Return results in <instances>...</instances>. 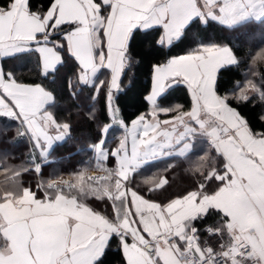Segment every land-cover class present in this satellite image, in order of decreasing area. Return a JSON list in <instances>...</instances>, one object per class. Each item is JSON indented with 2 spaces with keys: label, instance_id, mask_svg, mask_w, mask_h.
Segmentation results:
<instances>
[{
  "label": "snow or ice",
  "instance_id": "1",
  "mask_svg": "<svg viewBox=\"0 0 264 264\" xmlns=\"http://www.w3.org/2000/svg\"><path fill=\"white\" fill-rule=\"evenodd\" d=\"M211 22L264 26V0H0V118L16 121L15 136L29 144L26 165L4 167L0 264H105L114 245L122 264H264V47L241 52L193 37L190 51L152 65L149 111L129 123L117 106L140 33L155 30V44L171 48ZM22 53H35L40 75L70 100L85 88L91 101L103 97L110 122L89 147L106 175L24 185L83 109L61 113L57 91L6 71L3 62ZM241 66L242 79H223ZM181 84L190 108L158 102ZM250 104L261 109L257 123L244 111ZM83 118L96 124V109ZM114 126L121 135L109 149ZM173 157L187 164L190 188L161 199L166 176L133 184L142 167Z\"/></svg>",
  "mask_w": 264,
  "mask_h": 264
},
{
  "label": "trees",
  "instance_id": "2",
  "mask_svg": "<svg viewBox=\"0 0 264 264\" xmlns=\"http://www.w3.org/2000/svg\"><path fill=\"white\" fill-rule=\"evenodd\" d=\"M40 2L42 0H33L34 5ZM193 37L197 41L203 38L205 42L231 43L232 46L238 47L241 52L246 49L259 50L260 47H264V26L250 24L236 30H228L211 22L208 27L201 26L195 33H190L188 37L177 42L171 48H161L155 44V40L158 38V32L155 30L140 33L134 43L135 55L132 67L122 78L121 92L118 94L117 100L120 114L126 122L130 123L133 117L150 109L145 97L152 85V65L163 62L167 57L185 54L190 51L195 46L192 43ZM3 64L5 70L12 71L18 81L45 83L48 87L57 91L58 95H60L61 113L70 111L78 106L83 109L79 116L73 117V128L70 137L54 146L50 153L51 160L44 163L42 174L38 175L32 172L25 175L24 185H31L35 188L36 183L40 180L50 181L65 176H70L72 182H76L75 173L80 171L84 173L85 183H92L88 180V177H91V171L102 168L95 164L89 145L96 141L98 129L105 123L110 122L106 119L103 97L101 96L98 101L93 102L89 99L90 89L85 88L80 92L76 101L70 100L62 83L49 82L40 75L38 58L35 53H22L9 57ZM71 70V66H69L67 72L70 73ZM246 71L247 69L243 66H241L239 71H225L223 72V79L225 81L242 79L241 74ZM255 79L259 82L258 76ZM158 102L165 107L182 104L185 109L190 108L191 105L188 90L182 84L168 89ZM93 107L97 113L96 124H92L83 118L84 112ZM244 111L250 120L254 123L258 122L257 117L261 111L258 104L255 108L250 104ZM16 124V121L0 118V129H13L9 130L6 136L0 135V185H5L9 176L4 171L5 166L15 167L28 163L29 144L26 139L15 136L14 129ZM120 135L121 129L119 126L111 128L107 134L106 146L109 149H114L118 145ZM9 140L14 142L8 143L7 141ZM170 163H175L176 166L165 172L164 170ZM107 166L113 167V163L109 162ZM186 168L187 164L181 158L162 159L142 167L138 174L133 176V184L140 183L148 177L158 179L166 176L169 184L165 190H162L163 195L160 198L163 199L173 193H179L191 187L194 177L185 171ZM215 219V217L209 218L208 223L212 224ZM210 243L215 244V241L211 240ZM105 264H122V254L116 250L115 245L107 254Z\"/></svg>",
  "mask_w": 264,
  "mask_h": 264
},
{
  "label": "crops",
  "instance_id": "3",
  "mask_svg": "<svg viewBox=\"0 0 264 264\" xmlns=\"http://www.w3.org/2000/svg\"><path fill=\"white\" fill-rule=\"evenodd\" d=\"M160 118H161V119H165V118H167V117H165V116L162 114ZM64 141H65V140H64ZM64 141L56 142V143L52 146V148L49 149V158H48V161L51 160V158H50V153L52 152L54 146H55L56 144H58V143H62V142H64ZM130 146H131V140H130V138H129V148H130ZM91 174H92V175H90L91 177H101V176L106 175V173H105L102 169H99V170H92V171H91ZM60 180H69L70 182H72V178H71L70 176H65V177H61V178H55V179H52V180H50V181H57V182H58V181H60Z\"/></svg>",
  "mask_w": 264,
  "mask_h": 264
},
{
  "label": "rangeland",
  "instance_id": "4",
  "mask_svg": "<svg viewBox=\"0 0 264 264\" xmlns=\"http://www.w3.org/2000/svg\"><path fill=\"white\" fill-rule=\"evenodd\" d=\"M90 175H92V174L90 173Z\"/></svg>",
  "mask_w": 264,
  "mask_h": 264
}]
</instances>
